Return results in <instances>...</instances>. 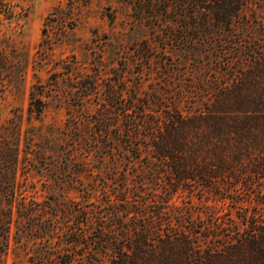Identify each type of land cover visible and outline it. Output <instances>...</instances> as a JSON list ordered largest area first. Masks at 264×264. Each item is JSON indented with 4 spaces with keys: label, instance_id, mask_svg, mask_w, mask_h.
<instances>
[{
    "label": "trees",
    "instance_id": "16d2710c",
    "mask_svg": "<svg viewBox=\"0 0 264 264\" xmlns=\"http://www.w3.org/2000/svg\"><path fill=\"white\" fill-rule=\"evenodd\" d=\"M81 1L57 6L44 25L55 16L68 24ZM149 2L150 20L172 14L166 20L168 43L146 41L138 50L148 60L160 47L180 51L184 73L199 77L190 89L201 104L184 109L175 96L168 105L155 102L162 101L155 93L142 97L138 85L128 86L125 71L103 78L95 52L94 70L61 64L62 79L52 74L48 85L35 84L29 119L41 120L49 100L62 105L64 98L71 131L62 132L66 140L56 159L40 150L35 157L54 186L84 187L78 189L81 199L71 202L61 201L55 190L47 199L18 200L22 128L0 129V264H9L12 253L11 264H264V217L246 215L243 226L232 223V232H212L205 218L178 209L174 200L180 192L194 198L201 191L202 201L227 202L238 186L256 183L264 206L260 10L258 44L244 35L247 9L256 2L264 8V0ZM42 33L41 56L56 45L45 28ZM208 70L210 82L204 77ZM91 100L96 107L86 118ZM82 174L97 177L85 184ZM19 248L27 254L21 262Z\"/></svg>",
    "mask_w": 264,
    "mask_h": 264
},
{
    "label": "rangeland",
    "instance_id": "374dc122",
    "mask_svg": "<svg viewBox=\"0 0 264 264\" xmlns=\"http://www.w3.org/2000/svg\"><path fill=\"white\" fill-rule=\"evenodd\" d=\"M67 2L0 0V129L14 124L22 128L16 174L18 200L47 199L54 190L60 192L63 202L79 200L82 196L78 190H82V184H78L77 189L54 186L46 169L35 157L40 150L56 159L58 145H64L66 140L62 132H71L66 125L70 114L66 110L65 99H62V105H57L58 101L49 100L41 120L29 119L27 112L32 87L35 84L48 85L52 74L62 79L64 74L59 73L61 64L74 62L82 72L92 71L96 62L93 55L95 52L101 56L99 69L103 78L114 71H125L128 86L131 88L138 85L142 97L155 93L162 98V101L155 102L168 105L171 97L175 96L184 109L201 104L197 94L190 89L199 77L195 76L193 80L192 76L184 73L187 72L184 66L186 59L180 51H176L174 46L167 50L160 47V51H155L154 59L148 60L143 59L141 50H138L146 41L157 42L160 46L167 45L164 36L169 32L170 25L166 20L172 14L150 20L148 15L152 11L148 9L149 0H82L75 19L63 24L55 16L46 27V17L57 6H64ZM263 9L256 2L246 12L248 16L244 35L255 37L257 44L258 10L264 16ZM66 27L68 31H65ZM43 28L49 40L50 37L56 40V45L43 51L41 56L39 43L43 37ZM205 59L211 63V60ZM167 72L173 74L166 76ZM211 73L213 71L208 70L204 74L205 80L210 82ZM94 103L91 100L88 104L86 118L94 112ZM94 177L97 175L91 177L82 174L81 181L86 184L90 179L94 181ZM196 195L191 198L187 192H180L174 198L176 206L182 211H193V216L201 220L205 218L211 224L212 232H232V223H242L243 226L246 215L264 217V206L259 204L261 197H258L256 183L238 186L233 195L235 199L227 202L215 197L209 200L207 196L205 199L209 201H202L201 191H197ZM13 248H16L15 244ZM26 255L25 250L19 248L20 262L26 259ZM13 258L12 253L9 264Z\"/></svg>",
    "mask_w": 264,
    "mask_h": 264
}]
</instances>
